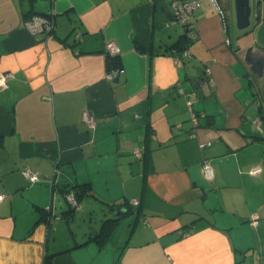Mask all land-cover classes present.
<instances>
[{
	"label": "crops",
	"instance_id": "1",
	"mask_svg": "<svg viewBox=\"0 0 264 264\" xmlns=\"http://www.w3.org/2000/svg\"><path fill=\"white\" fill-rule=\"evenodd\" d=\"M232 1L218 0L229 16ZM252 10L264 18V0ZM38 13L55 21L41 39L26 28ZM190 22L183 39L169 0H0V72L13 75L0 87V264H262L264 78L242 68L257 28L224 29L212 0ZM178 87L204 114L194 137Z\"/></svg>",
	"mask_w": 264,
	"mask_h": 264
},
{
	"label": "built area",
	"instance_id": "2",
	"mask_svg": "<svg viewBox=\"0 0 264 264\" xmlns=\"http://www.w3.org/2000/svg\"><path fill=\"white\" fill-rule=\"evenodd\" d=\"M200 1L201 0H169V3L172 8V20L173 22H176L180 24L184 30H188V38H194V34L191 31V17L193 13L199 9L200 7ZM216 13L218 17L222 20L223 28L227 29V15L225 13L224 8L218 3V0H212ZM55 26V21L54 18L51 14H43V13H38V14H33L27 21H26V28L27 30L37 37L38 39H41L42 37H46L52 33V30L54 29ZM229 42V40H228ZM105 55L110 54V55H119V46L113 42H107L105 44ZM119 69H113L109 70L106 72V78L108 80H111L115 77ZM209 68H206V72H209ZM11 74L10 73H5V72H0V87L6 86V78H10ZM209 83L212 84V80H209ZM177 92L181 95H183L185 99V103L187 107L190 109V133L189 135L191 137H194L196 135V129L198 127L199 121L201 117H204L203 113H196L192 110L193 107V97L192 93L185 92L182 88L178 87ZM82 120L88 124L89 127H93L96 124V118L95 116L87 109H84L82 111ZM253 124L261 130V124H262V117L261 115H257L255 118L252 120ZM180 125H178L179 127ZM206 145H209V142H206V144H202L201 147H205ZM133 154L135 157H140L141 156V151L139 148H134L133 149ZM202 166V172L204 176L208 179L212 178V169L208 163V160L206 158H202L201 162ZM261 171V168L259 166H255L251 169L250 174L252 175H257ZM22 174L24 177L30 182L34 183L38 180L39 178V172L38 171H33L29 168H25L22 171ZM68 203L72 207H77V201L75 196L70 193L66 195ZM4 199V194L0 193V202ZM131 205H138L139 200L134 199L131 201H128ZM257 215L253 214L252 219H256ZM261 263L264 264V257H262Z\"/></svg>",
	"mask_w": 264,
	"mask_h": 264
},
{
	"label": "water",
	"instance_id": "3",
	"mask_svg": "<svg viewBox=\"0 0 264 264\" xmlns=\"http://www.w3.org/2000/svg\"><path fill=\"white\" fill-rule=\"evenodd\" d=\"M234 4L237 27L239 29L249 27L251 15L249 0H234ZM243 61L248 65L255 80L264 77V48L255 44L248 46L244 51ZM119 209L120 207L116 206L114 213L118 212Z\"/></svg>",
	"mask_w": 264,
	"mask_h": 264
},
{
	"label": "flooded vegetation",
	"instance_id": "4",
	"mask_svg": "<svg viewBox=\"0 0 264 264\" xmlns=\"http://www.w3.org/2000/svg\"><path fill=\"white\" fill-rule=\"evenodd\" d=\"M261 15H262V13H261V11H259L258 14H257V17H256V19L258 21H256V23L254 24V27L257 28V33L255 34L256 35V39H255L254 44L257 45L260 48H264V18H262ZM243 56H244V54H243ZM242 59H243V57H242ZM242 68L244 70H246L247 72L250 71L248 65L245 62H242ZM261 78H264V77H261Z\"/></svg>",
	"mask_w": 264,
	"mask_h": 264
},
{
	"label": "rangeland",
	"instance_id": "5",
	"mask_svg": "<svg viewBox=\"0 0 264 264\" xmlns=\"http://www.w3.org/2000/svg\"><path fill=\"white\" fill-rule=\"evenodd\" d=\"M252 2H253V0H249L250 6H252ZM232 4H233V8H232L231 16H229V14L227 12V24H228V26H230V28L236 29L237 32H244V31L251 30L253 28V26H254V23H255V22L253 23V21L257 17L256 16L257 13L255 12V10L254 11L253 10L251 11V15H250V25H249V27H247L245 29H239L237 27V23H236L234 0L232 1ZM262 101H264V100H262ZM262 104H264V103H262Z\"/></svg>",
	"mask_w": 264,
	"mask_h": 264
},
{
	"label": "trees",
	"instance_id": "6",
	"mask_svg": "<svg viewBox=\"0 0 264 264\" xmlns=\"http://www.w3.org/2000/svg\"><path fill=\"white\" fill-rule=\"evenodd\" d=\"M182 34H183L182 35V38L183 39H189L188 38V34H187V32L185 30H184V32ZM105 60H106V68H107V71L113 70V69H120L119 55H116L115 56V55L106 54L105 55ZM73 208H75V207H73ZM47 263H48V259H46L44 261V264H47Z\"/></svg>",
	"mask_w": 264,
	"mask_h": 264
},
{
	"label": "bare ground",
	"instance_id": "7",
	"mask_svg": "<svg viewBox=\"0 0 264 264\" xmlns=\"http://www.w3.org/2000/svg\"><path fill=\"white\" fill-rule=\"evenodd\" d=\"M32 16V15H31ZM30 16V17H31ZM54 29H55V26H54ZM54 29L52 30V33L54 32ZM186 31V30H185ZM192 31V30H191ZM187 32V34H188V30L186 31ZM35 37V36H34ZM36 39H38L37 37H35ZM3 72H5V73H10V72H8V71H3ZM11 74V73H10ZM12 74H11V77L9 78V79H11L12 78ZM8 78H6V83H7V81L9 80ZM188 110H189V118H190V109L188 108ZM192 110L194 111V109H193V107H192ZM194 112H196V111H194ZM196 113H199V112H196ZM87 126H88V124H87ZM95 126V125H94ZM93 126V127H94ZM89 127V126H88ZM93 127H90V128H93ZM132 200H134V199H132ZM262 257H264V256H262ZM261 260H262V258H261Z\"/></svg>",
	"mask_w": 264,
	"mask_h": 264
}]
</instances>
